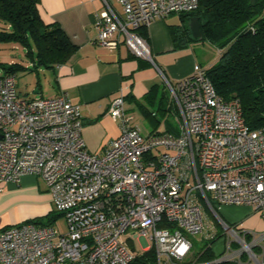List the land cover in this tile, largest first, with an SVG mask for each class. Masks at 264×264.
<instances>
[{"label":"built area","instance_id":"1","mask_svg":"<svg viewBox=\"0 0 264 264\" xmlns=\"http://www.w3.org/2000/svg\"><path fill=\"white\" fill-rule=\"evenodd\" d=\"M101 2L94 42L110 49L122 43L156 68L172 97L174 130L144 134L120 93L107 111L120 133L91 152L80 107L67 93L20 97L15 72L0 73V183L41 178L66 226L60 232L21 222L1 229L0 264H196L190 236L210 241L218 233L203 203L230 238L214 261L264 264V232L250 233L246 243L238 224L217 214L221 205H247L264 216V127L250 129L238 100L217 94L198 64L171 82L140 33L199 0H116L119 9ZM135 239L141 250H134Z\"/></svg>","mask_w":264,"mask_h":264},{"label":"crops","instance_id":"2","mask_svg":"<svg viewBox=\"0 0 264 264\" xmlns=\"http://www.w3.org/2000/svg\"><path fill=\"white\" fill-rule=\"evenodd\" d=\"M109 1L119 9L116 0ZM102 7L101 0H39L43 20L57 22L76 49L62 63L31 70L39 76H44L45 71L48 73L46 79L51 86L50 93L40 97L50 98L65 92L73 103L79 105L83 122L81 135L86 148L95 153L101 152L120 133V122L107 113L111 100L122 93L126 114L133 116L136 123L133 110L153 106L158 95L150 99L147 93L154 85H163L156 68L134 56L124 44L110 49L94 42L95 13ZM166 23L156 19L144 31L155 64L171 82H175L190 74L196 63L191 56L185 55L188 45L175 47L168 29L173 23ZM40 90L41 86H37L34 92ZM152 123L155 127L159 125V121ZM168 128L174 130V123L166 121L163 130L151 129L147 133L169 131ZM51 207L50 193L41 178L35 175H23L17 183H0V230L42 217ZM219 209H222L221 218L225 222L238 224L242 231L249 234L264 232V216L251 207L221 205Z\"/></svg>","mask_w":264,"mask_h":264},{"label":"trees","instance_id":"3","mask_svg":"<svg viewBox=\"0 0 264 264\" xmlns=\"http://www.w3.org/2000/svg\"><path fill=\"white\" fill-rule=\"evenodd\" d=\"M177 15L179 23L168 25L175 47H185L197 41H206L215 47L219 52L218 59L205 70L216 93L226 100H238L244 122L250 129L264 127V0H199L195 9ZM194 16L200 23L199 38H193L189 28L190 18ZM144 30L140 33L146 38ZM0 43L23 47L31 70L62 63L76 49L57 22L43 20L39 0H0ZM0 66L5 73L27 69L17 63H0ZM164 92V83L154 85L147 97L155 99L158 95L160 110H174L172 103L161 107ZM142 111L150 119H155L153 111L148 108ZM54 216L51 214L26 222L52 224ZM241 233L246 242L251 241L249 233ZM220 236L221 232H218L192 254L196 264H236L214 261L220 254L212 250L211 244ZM253 251L261 253L262 249L253 246ZM241 259H246L245 253L241 254Z\"/></svg>","mask_w":264,"mask_h":264},{"label":"rangeland","instance_id":"4","mask_svg":"<svg viewBox=\"0 0 264 264\" xmlns=\"http://www.w3.org/2000/svg\"><path fill=\"white\" fill-rule=\"evenodd\" d=\"M161 20L167 21V23H173L178 24L180 19L179 16L174 14L170 15L167 18H162ZM166 23V24H167ZM186 51H184L188 56H191V58L194 60V62L198 65H200L203 68H208L211 65H213L219 56L218 50L210 45L206 41H197L190 45H188L185 48ZM0 63H4L5 65L11 64V63H17L22 65L23 67H26L27 69H19L16 70V83H17V91L19 93L20 97L24 98H36L40 97V95H48L50 93L51 86L49 85L46 78H48V73L45 71L44 76L42 74L37 75L36 73L31 72V64L29 60L25 56V51L23 47H21L19 44L14 43H0ZM3 68L0 66V73H3ZM159 81H160V76ZM161 82V81H160ZM41 83V84H40ZM37 86H41L40 92L35 93L34 91L37 89ZM165 97L162 99L161 107H167L169 104L172 103V97L170 95L169 90L165 87L164 92ZM159 96L155 104L153 106H149L148 109L150 111H153L155 113V119H150L149 116H147L140 107H137L133 110V113L136 117V124L140 128V130L147 134V132L151 129H164L165 122L168 123H175V112L171 109L169 111H162L159 109ZM173 108V107H172ZM153 121H159V125L157 127L153 126ZM203 212L206 218V221H208L210 224H215V229L218 232H221V237H218L217 240H215L211 245L212 249L215 252H218L221 254V252L227 251V244L230 240L228 234L225 232L224 228L220 226L217 221L216 217L214 216L213 211L206 205V203H203ZM55 215L53 220L54 227L60 231H65V219L64 217L58 213L54 207L52 206L50 210L45 214L47 215ZM218 216L222 217V209L220 210L218 208ZM43 217V216H42ZM251 235H259L260 232H251ZM204 234H195L190 236V239L193 241V247H192V254L197 253L199 251L200 246L207 240L203 238ZM252 237V236H251ZM135 249L134 250H141V243L138 239H135ZM249 243V242H246ZM241 246H239L240 248ZM253 249V248H252ZM245 260V259H244Z\"/></svg>","mask_w":264,"mask_h":264},{"label":"water","instance_id":"5","mask_svg":"<svg viewBox=\"0 0 264 264\" xmlns=\"http://www.w3.org/2000/svg\"><path fill=\"white\" fill-rule=\"evenodd\" d=\"M189 28L193 38L201 37L200 23L197 17L190 18Z\"/></svg>","mask_w":264,"mask_h":264}]
</instances>
